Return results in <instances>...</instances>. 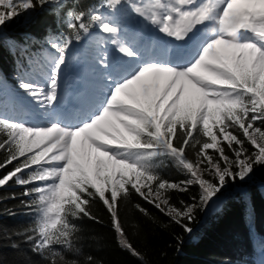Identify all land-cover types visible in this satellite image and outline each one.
<instances>
[{
    "label": "snow or ice",
    "instance_id": "1",
    "mask_svg": "<svg viewBox=\"0 0 264 264\" xmlns=\"http://www.w3.org/2000/svg\"><path fill=\"white\" fill-rule=\"evenodd\" d=\"M0 6V27L37 7H66L63 0H0ZM67 15L71 35L47 41L55 56L46 80L25 73L19 83L42 109L39 122L0 113V169L15 162L0 176V188L13 181L24 187L29 199L21 203L34 216L24 238L50 264H77L64 253L80 252L75 221L96 219L89 210L96 198L121 246L140 257L119 215L122 198L134 192L191 233L195 213L216 203L229 181L250 179L264 166V0H99ZM125 18L190 47L171 59H146ZM97 33L107 91L92 110L61 111L69 51ZM106 44L115 62L104 55ZM166 161L187 178L164 179L158 169ZM193 186L199 194L190 203L171 202L170 190Z\"/></svg>",
    "mask_w": 264,
    "mask_h": 264
},
{
    "label": "trees",
    "instance_id": "2",
    "mask_svg": "<svg viewBox=\"0 0 264 264\" xmlns=\"http://www.w3.org/2000/svg\"><path fill=\"white\" fill-rule=\"evenodd\" d=\"M63 3L66 7H37L34 12L13 17L0 27V113L16 114L23 109L17 101L21 92L19 83L25 73L37 75L32 67L36 61L41 64L55 56V50L47 43L50 37L71 35L67 28V12L95 7L99 0H63ZM3 138L0 133V139ZM209 152L215 154L213 150ZM186 154L195 159L194 149L186 150ZM4 159L5 154L0 152V162ZM13 165L0 169V176L11 171ZM158 171L169 181L187 178L170 161ZM23 192L24 187L14 181L0 188V198H3L0 203V264H50L33 252L24 238V231L34 224V216L29 215V210L21 203L29 199L22 195ZM13 194L15 199L10 198ZM198 194L196 186L188 192H169L176 206L180 201L190 203ZM137 204L148 214L140 212ZM118 208L127 237L140 252V257L121 246L109 211L96 198L89 205L96 219L83 217L75 221L78 228L76 247L80 252H65V258L77 264H88L89 256L92 264H264V166L256 167L250 179L229 181L216 203L195 213V219L189 223L191 233L134 192L127 199L122 198ZM9 211L14 214H8ZM231 246L234 256L232 253V257L223 259L220 254L228 250L221 249ZM239 248L247 252L245 260L240 252L236 255Z\"/></svg>",
    "mask_w": 264,
    "mask_h": 264
},
{
    "label": "rangeland",
    "instance_id": "3",
    "mask_svg": "<svg viewBox=\"0 0 264 264\" xmlns=\"http://www.w3.org/2000/svg\"><path fill=\"white\" fill-rule=\"evenodd\" d=\"M2 8L3 6H0V9ZM139 23L143 26L145 31H151L153 33L152 37L154 38V42L152 44L149 45L146 44L142 36L131 35L129 32L130 29H128V23L125 24V27L128 30L129 38L133 39L136 42L137 46L142 51L144 57L146 59L173 58L174 47H172L170 42L171 39L174 38H168L156 32L154 29L144 24L143 22H139ZM102 36L103 34H98L95 35L94 37H91L95 39L94 44H96V47L89 45L88 41H85L83 43L84 47H82V49L80 48V51L82 50L84 52V57L78 56L79 61L72 59V61L68 62L67 66L63 68L60 76V90H59L61 97V103L59 107L61 111L65 104L66 106L70 107L71 111L69 113L73 115H78L80 113H85L89 110H92L94 106L98 104V101L103 98V94L107 91V85L104 80V76L106 75V73L102 72V70L99 68L97 64V61L100 57V53L101 51H103L98 45V41L101 40ZM166 40L167 43L165 42ZM85 46H88V49ZM159 46L163 47L164 51H162ZM94 49L96 50V52L92 51ZM112 51L113 48L111 44H106V51H104V55L107 56L110 62H112L110 57ZM89 58L96 59V61L91 60V66H89ZM50 66H51L50 63L48 62L43 66L46 76L41 81L46 80L48 69L50 68ZM76 66L82 68L83 76H84L83 91L82 92L76 91L77 96L73 95L74 84L76 82L73 78V71ZM91 82H94V84H91ZM80 97L86 99V102L80 103L79 102ZM21 103L29 105L28 109L31 110V114L30 117H28V120H31L34 123L39 122V117L42 114V109L40 108V106L34 100H32V98L28 96L26 93ZM74 104L77 106L75 109L72 110L73 107L71 105Z\"/></svg>",
    "mask_w": 264,
    "mask_h": 264
},
{
    "label": "bare ground",
    "instance_id": "4",
    "mask_svg": "<svg viewBox=\"0 0 264 264\" xmlns=\"http://www.w3.org/2000/svg\"><path fill=\"white\" fill-rule=\"evenodd\" d=\"M160 47V49L162 50V51H164V49H163V47H161V46H159ZM180 51V50H179ZM111 57V56H110ZM77 84V83H76ZM91 84H94V82H91ZM81 100V101H80ZM79 102L80 103H85L86 102V99H83V98H81L80 97V99H79ZM66 106V104L64 105V107ZM257 198H259L260 199V196H258ZM252 241V240H251ZM248 245H250V241H249V244ZM240 249V248H239ZM237 250V252H236V255H238L239 254V252H240V255L242 256L241 258L242 259H244L245 260V254H247V252L245 253V252H243L242 251V249H240V250ZM221 250H228V252H229V254H228V252H225V251H223L221 254H220V256L223 258V259H225L226 257H232V253H233V256H234V249H233V246H231L229 249H226V248H224V249H221ZM241 259V260H242Z\"/></svg>",
    "mask_w": 264,
    "mask_h": 264
}]
</instances>
